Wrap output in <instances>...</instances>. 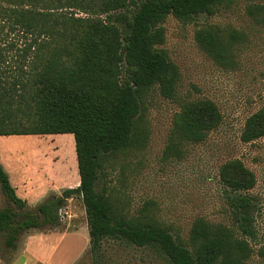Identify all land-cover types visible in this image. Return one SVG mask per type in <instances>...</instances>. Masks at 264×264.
I'll list each match as a JSON object with an SVG mask.
<instances>
[{"label":"trees","instance_id":"16d2710c","mask_svg":"<svg viewBox=\"0 0 264 264\" xmlns=\"http://www.w3.org/2000/svg\"><path fill=\"white\" fill-rule=\"evenodd\" d=\"M222 0H0V136L70 133L79 175L76 187L49 196L36 209L10 184L0 163V190L12 204L0 207V238L15 250L22 231L59 223L58 210L73 194L81 197L94 264L103 240L159 250L171 264H247L254 238L255 203L246 191L255 177L240 160L225 161L219 180L233 225L196 218L188 245L146 213L129 217L109 196L96 191L107 157L142 148L147 133L138 123L142 92L154 85L175 99L177 66L156 46L164 40L167 15L189 20L211 14ZM264 11L253 5L249 13ZM243 32L217 25L194 31L198 47L218 66L235 65ZM214 101L180 103L164 153L181 155L184 143L203 141L221 121ZM264 136V103L244 121L240 140Z\"/></svg>","mask_w":264,"mask_h":264},{"label":"rangeland","instance_id":"374dc122","mask_svg":"<svg viewBox=\"0 0 264 264\" xmlns=\"http://www.w3.org/2000/svg\"><path fill=\"white\" fill-rule=\"evenodd\" d=\"M253 5L264 6V0H222L211 14L189 20L172 15L162 19L164 40L156 48L178 68L176 97L161 96L156 85L142 92L137 123L147 133L146 144L107 157L95 189L116 201L127 216L146 213L167 227L178 242L188 245L196 218L234 226L230 192L218 173L225 161L238 159L255 177L254 186L246 191L255 203V235L249 239L247 264H264V136L251 142L240 140L245 119L264 103V11L249 13ZM203 25L243 32V41L235 46L233 67L218 66L198 47L194 31ZM201 98L215 102L222 115L220 123L203 141L184 143L180 156L169 157L164 148L174 113L183 101ZM69 134L0 136V150L22 156L26 170L54 189L36 192L26 201V209L35 210L47 197L79 184L73 137L63 136ZM54 176L62 177L61 184ZM7 204L12 203L0 190V207ZM58 212V225L22 231L15 250L0 238V264H94L80 195L66 198ZM101 250L98 264H171L153 247L107 239Z\"/></svg>","mask_w":264,"mask_h":264},{"label":"crops","instance_id":"0c3cea01","mask_svg":"<svg viewBox=\"0 0 264 264\" xmlns=\"http://www.w3.org/2000/svg\"><path fill=\"white\" fill-rule=\"evenodd\" d=\"M63 136L71 138L72 140L70 134ZM0 163L7 172L10 184L14 188L16 194L25 201H30L32 196H35V193L38 191L39 194H43L47 189H49L48 192H54V189H50L47 186L49 183L46 180L39 175H33L30 171L26 170L25 164L27 163L23 160L22 156H18L7 149L0 150ZM43 175L44 178H47L45 173H43ZM53 178L57 184H61L60 180L62 177L54 176Z\"/></svg>","mask_w":264,"mask_h":264}]
</instances>
